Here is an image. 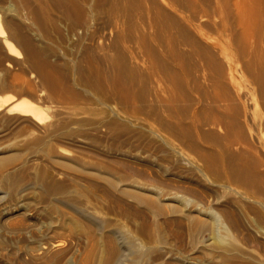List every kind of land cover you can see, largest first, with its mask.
Listing matches in <instances>:
<instances>
[{
	"label": "bare ground",
	"instance_id": "bare-ground-1",
	"mask_svg": "<svg viewBox=\"0 0 264 264\" xmlns=\"http://www.w3.org/2000/svg\"><path fill=\"white\" fill-rule=\"evenodd\" d=\"M127 44L142 51L144 71L128 65ZM100 53L103 62L116 56L108 75ZM14 64L29 80L8 75ZM16 90L39 96L16 98ZM116 95L144 119L115 112ZM47 99L82 112L56 110L46 124ZM88 104L105 113L94 130L112 117L134 132L146 128L206 187L264 219V0H0V119L15 115L38 130L33 155L89 125ZM31 154H0V264H209L228 256L211 246L228 234V205L204 208L120 176L100 188L80 175L94 170L68 158L60 165L79 175L30 172Z\"/></svg>",
	"mask_w": 264,
	"mask_h": 264
},
{
	"label": "rangeland",
	"instance_id": "rangeland-1",
	"mask_svg": "<svg viewBox=\"0 0 264 264\" xmlns=\"http://www.w3.org/2000/svg\"><path fill=\"white\" fill-rule=\"evenodd\" d=\"M126 46L127 48L124 49L123 53L125 57L128 56L127 58L131 60L130 61L126 58L127 62H132L128 65L135 68L138 67V69L144 71L146 64L145 57L141 53L142 51L140 49H136L131 44L129 46L127 44L125 47ZM107 55L110 58H108V61L104 62L101 53L96 55V59L100 63L99 69L104 70L103 72L106 75L110 74L112 71L109 64L110 60H113L116 57L113 53ZM18 67L19 66H15V64L12 65V68H9L8 75L10 77H16L20 81L29 80V74L26 72L25 74L23 71H20L21 69ZM28 93L31 95H19L20 91L16 90V95L14 96L16 98L25 96L32 99L39 96L31 91ZM117 96L120 98L121 95H116L114 98L116 99ZM119 98H117L116 101L115 99H113V101L110 100V105L113 107L115 112H117L120 116L129 115L133 116V118L144 119L141 115H134L131 113L128 108H125L124 104H119ZM60 100L61 99H57L56 101L54 100V102H51L48 99L45 100L47 101L45 106L51 107L52 110L51 113H49L48 119H46V124L55 120L53 118L55 112H67L65 114L73 113L74 111L82 112L79 108L76 109L66 102H61ZM85 106H83V109L85 107L84 110H87L86 112H88V114L84 115L85 117L82 116V118L84 117L85 120L88 121V124L90 123L89 125L72 127L68 137L58 138L50 142L51 144H49L47 150L40 151L33 155L31 154L34 150H32L34 147L33 145L40 137V134H37L38 130L33 127L28 120L26 121V119L15 115H7L5 118L0 119V154H15L18 157L20 156L19 158L17 157L18 161L31 154L33 156L30 159L32 162H30L31 165H28L30 172H32V170L38 171L39 169L40 171L43 169L54 173L69 172L79 175V173H75L73 171L70 172V170L63 168L60 165L61 160L63 161L65 159V161H68L69 159L68 162L73 163L75 166L78 165L83 169L86 168L94 170L95 172L93 174L80 175H82L84 179H87V182H91L93 185L104 189L109 187L105 178L108 176L116 179L122 177V179H130L144 188L153 189V191L158 192V194L162 193L159 195H167L168 193L171 195L174 194L178 197L187 198L195 204L204 205V208L211 207L213 209H219L221 205L226 204L233 211V221L231 225H229L228 234H224L223 240L220 239L221 243L211 242V246L216 250L226 249L228 251V256H221L220 258L212 261L208 258L210 262L209 264H264V219L262 218V215H260L261 211L259 212V210L254 206L238 201L232 196L225 194L218 189L216 190V188L212 189V187L209 188L208 186L207 188L202 179L199 177V174L192 168L190 169V163H188V160L179 158L166 147L153 142L150 135L145 132L147 131L146 128L145 131L138 130L137 132H134L136 129L131 127V125L126 124L119 118L112 117L111 119L114 122L116 121V124L110 120L109 122H106L107 124L100 127L98 131L94 130L95 128L93 129L92 124H94V122L98 119L100 120L105 117V113L102 111L103 106L95 105V107L93 104ZM94 110L95 112H92ZM143 122L146 127L149 125V122H146V120ZM117 124H119V126ZM105 127H108L109 130ZM186 153H188L191 159L194 158L195 161L197 160V157L192 153H190L192 156L189 152ZM51 154L53 157H51ZM80 162L82 164H80ZM84 162L87 163L83 165ZM94 163L96 165H94ZM101 176L104 179H102ZM180 232H182V230H180ZM225 235L228 236L225 237ZM204 241H208V235H205ZM182 246L185 247L184 241ZM185 249L188 248L185 247ZM198 257L201 256L199 255ZM11 264L14 263L11 262Z\"/></svg>",
	"mask_w": 264,
	"mask_h": 264
}]
</instances>
